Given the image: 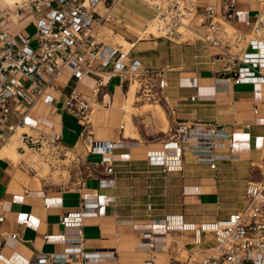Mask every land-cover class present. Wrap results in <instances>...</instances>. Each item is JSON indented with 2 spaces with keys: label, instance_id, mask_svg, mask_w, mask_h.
Returning <instances> with one entry per match:
<instances>
[{
  "label": "built area",
  "instance_id": "obj_1",
  "mask_svg": "<svg viewBox=\"0 0 264 264\" xmlns=\"http://www.w3.org/2000/svg\"><path fill=\"white\" fill-rule=\"evenodd\" d=\"M118 1L19 0L13 7H0V148L14 136L19 157L16 161L5 158L39 178L43 186L80 188L89 177L96 178L99 185L114 184L112 150L121 142L107 141L102 146L93 138L90 120L96 107L110 106L111 92L107 86L113 76L119 77L115 87L123 94L133 85L136 99L161 102L167 109L170 122L160 147L145 150L146 158L151 163H160L163 171L182 172L187 148L193 150L197 161L207 163L211 169H217L218 161L236 156L230 152L234 144L232 131L224 124L175 116V109L164 94L169 86L170 68L149 64L135 55L138 36L134 39L123 36L127 44L106 39L107 22L123 25L119 19L113 21L112 10ZM140 1L151 9L150 23L158 36L172 41H201V49H195L194 57L197 63L209 64L217 91L230 93L231 86L238 83L264 82V0L253 19L245 20L250 25L247 31L234 24L237 0ZM27 17H30L27 24L32 22L36 28L35 45L23 33L25 26L13 30ZM185 32L190 35L183 36ZM65 72L73 81L68 91L64 90L67 84L60 82ZM88 73L95 76V82L91 93L85 94L77 85ZM189 86L192 91L188 99L193 102L197 100L194 78L189 79ZM61 95L59 105L56 101ZM38 102L79 118L82 121L79 139L87 152L100 154V159L89 160L80 154L54 128L45 130L27 124V115ZM120 128L124 130L123 122ZM219 148L225 151H217ZM258 167L260 177L247 181L240 208L226 218L212 220L210 227L203 222L184 220L182 213L153 219L163 224L164 231L143 229L138 247L150 254L145 264H152L153 251L162 249L167 241L164 235L175 230H191L194 249L186 260L172 258L171 264H264V170ZM44 169L48 173L42 174ZM198 188L194 186L195 190ZM96 209V202L83 200L79 208L62 213L59 222L71 230L65 235L64 250L37 252L28 264H88L105 259L107 253L113 255L114 250L84 248V218L95 214ZM3 217L0 215V221ZM8 235L17 236L16 232ZM207 235L212 238L210 245Z\"/></svg>",
  "mask_w": 264,
  "mask_h": 264
},
{
  "label": "crops",
  "instance_id": "obj_2",
  "mask_svg": "<svg viewBox=\"0 0 264 264\" xmlns=\"http://www.w3.org/2000/svg\"><path fill=\"white\" fill-rule=\"evenodd\" d=\"M210 1L218 3V0ZM260 1L237 0V19L234 24L239 30H249L250 25L245 20L253 19ZM120 2L123 9L131 12L134 25L145 28L151 24L150 10L135 4L133 0ZM201 45V41H196L188 66L180 64L172 67L178 68L179 72H168L169 86L164 94L177 117L212 120L230 129L234 140L230 152L236 156L218 161L217 169H211L207 163L197 161L193 150L187 148L183 153L182 172L163 171L160 163H151L145 156V150L161 145L163 138L146 139L138 129L137 135L131 137L122 133L124 130L120 128V123H128L130 96L129 92L123 94L122 90L115 88L110 91V106L98 107L92 121L93 138L102 146L107 141L121 142L112 150L114 184L99 185L96 178L89 177L80 188L43 186L39 178L29 175L5 157H0V215L4 216L0 221V263L28 264L37 252L63 251L65 235L71 230L65 229L59 218L65 211L79 208L83 200L97 203L96 213L84 218L85 250H114L113 255L107 253L105 259L88 264H145L150 254L138 247L141 245L143 229L164 231L163 224L155 223L153 219L161 220L166 215L182 213L187 221L212 222L226 218L228 213L240 208L231 209L225 204L235 195L236 189H243V193L250 180L249 171L264 158V82H242L238 87L232 85L230 93L217 91L209 64L197 63L194 57L195 49H201ZM151 48H135L133 53L149 64L159 65L145 54L138 53ZM190 78H194L197 83V100L193 102L188 99L192 91ZM60 82L67 84V89L73 81L65 72ZM94 82L95 76L88 73L77 88L90 94ZM85 84L87 88L81 89ZM63 117V110L38 102L28 113L26 122L45 130L54 128L63 136ZM77 123L82 128L79 118ZM70 145L86 157L93 153L86 151L78 135ZM217 151L225 150L219 148ZM195 185L199 186L198 190L194 189ZM172 200L179 206L172 205ZM215 206L220 210L213 214L211 209ZM222 209L225 212L220 216ZM8 232H16L17 236L11 237ZM164 237L166 244L162 249L153 251L152 264H171L172 258L186 260L194 249L191 232L169 231ZM207 237L210 245L212 238L210 235Z\"/></svg>",
  "mask_w": 264,
  "mask_h": 264
},
{
  "label": "rangeland",
  "instance_id": "obj_3",
  "mask_svg": "<svg viewBox=\"0 0 264 264\" xmlns=\"http://www.w3.org/2000/svg\"><path fill=\"white\" fill-rule=\"evenodd\" d=\"M121 0L117 2V4L114 6L112 13L114 14V20L119 19L123 25L116 26L112 23V21L107 22L105 30L106 39L109 41H120L116 37L118 35L124 36L127 38H136L138 35L133 31V23L131 20L132 14L131 12L127 11L126 9H123L120 5ZM123 1V0H122ZM135 4L141 5L147 9V11L151 9L149 6H147L145 3L141 2L140 0H133ZM1 2V1H0ZM3 4V2H1ZM101 10V7H100ZM134 18V17H133ZM30 20V17H27L23 19L19 26H16L13 30H16L18 28H21L23 26L24 30L23 33L28 35L30 37V44L35 45V39H34V33H35V25L30 22L27 24V22ZM108 28H112L113 31L109 30ZM181 29V28H180ZM182 30V29H181ZM190 35L189 32H185L183 36ZM140 39L136 42V50H138L141 47H152L151 49H148V51H139L140 54H145L146 57L150 58L153 62H157L159 66H168L170 70L168 72H179L180 70L178 68H172L177 67L178 65L182 64L184 67L188 66L192 60V51L194 49L195 43L193 40H169L165 37L158 36V32L156 31L155 27L150 24L145 28H142V35L138 36ZM122 44H127L122 43ZM155 65V64H153ZM183 69V67H181ZM119 83V77L113 76L108 81L107 89L109 91L114 90ZM85 86H81V89L87 88ZM236 87L241 86V83H238L235 85ZM82 92V90L78 89ZM65 91H68V88L65 89ZM129 105L127 107V117H128V131L126 133L127 137H131L134 135H137L136 129L140 131V133L146 138V139H154L159 140L161 137H164V131L167 129V126L170 122V117L168 115V111L165 108L163 104H160L154 100L146 99V98H139L136 99L134 95V89L129 91ZM62 95L59 98V101H56L59 105L61 104ZM96 111V110H95ZM94 111V113H95ZM175 116H177V113L175 111ZM94 118V115L92 116ZM91 118V119H92ZM63 122L65 126V132L62 136V140L65 143L71 144L72 139L78 135L79 130L81 129V125L77 123V118L73 116L72 114L64 111V117ZM152 147V146H150ZM156 147H160V145H156ZM100 154L97 153H90L88 155L89 160H98L100 159ZM19 155L14 159L16 161L18 159ZM258 165L261 166V168L264 170V158L262 161L255 166L252 167V169L249 171V177L250 179H258L260 177V168ZM48 173L47 169H44L42 171V174ZM53 173V179L56 180V175ZM91 182V180H90ZM243 189H236V193L233 197L229 198L225 206L230 207L231 209H236L241 206L240 200H241V194ZM172 205H178L177 202L175 203V200H172ZM217 206V205H216ZM214 207L213 214L217 212L218 207ZM225 210L220 211V216L223 215ZM186 234H189L190 232L185 231ZM181 239H184L181 237ZM2 264V263H0Z\"/></svg>",
  "mask_w": 264,
  "mask_h": 264
},
{
  "label": "bare ground",
  "instance_id": "obj_4",
  "mask_svg": "<svg viewBox=\"0 0 264 264\" xmlns=\"http://www.w3.org/2000/svg\"><path fill=\"white\" fill-rule=\"evenodd\" d=\"M1 2H3V4L0 2V7L2 6H9V7H13L14 6V2L16 1H19V0H0ZM133 31L139 36V35H142V28L136 26L133 24V27H132ZM117 39L119 38L120 39V43H126L127 40L122 36V35H118V37H116ZM118 39V40H119ZM132 89H134V86L131 85L128 92L131 91ZM97 109V107L92 111L91 113V118L92 116L94 115V111ZM90 120L93 121L94 118H92ZM124 125H125V128H124V135L126 136V133L128 131V123L126 122H123ZM23 128H26V127H23ZM127 137V136H126ZM129 141V140H128ZM14 136L10 139V141H8L6 144H4L1 148H0V157H8V158H11L12 160H14L17 156H18V152L16 151L15 149V144H14ZM128 143V142H127ZM132 145V143H130ZM177 221H173V224H176L177 225ZM190 223V222H189ZM205 223V226H208L210 227L212 222H204ZM187 232H191V230H185ZM166 244V243H165ZM143 248V247H141Z\"/></svg>",
  "mask_w": 264,
  "mask_h": 264
}]
</instances>
